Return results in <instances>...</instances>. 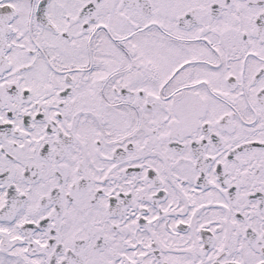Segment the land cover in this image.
Wrapping results in <instances>:
<instances>
[{
  "label": "snow or ice",
  "instance_id": "6c2138e0",
  "mask_svg": "<svg viewBox=\"0 0 264 264\" xmlns=\"http://www.w3.org/2000/svg\"><path fill=\"white\" fill-rule=\"evenodd\" d=\"M0 264H264V0H0Z\"/></svg>",
  "mask_w": 264,
  "mask_h": 264
}]
</instances>
